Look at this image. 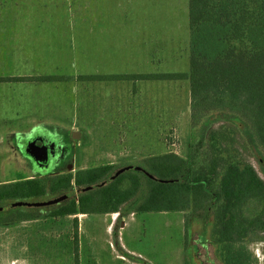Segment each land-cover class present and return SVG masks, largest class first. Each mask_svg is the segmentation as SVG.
Returning a JSON list of instances; mask_svg holds the SVG:
<instances>
[{
	"label": "rangeland",
	"instance_id": "1",
	"mask_svg": "<svg viewBox=\"0 0 264 264\" xmlns=\"http://www.w3.org/2000/svg\"><path fill=\"white\" fill-rule=\"evenodd\" d=\"M188 72V0H0V185L138 166L163 153L199 167L209 131L225 123L206 111L192 132L188 79L156 78ZM47 76L67 80H40ZM227 138L230 158L264 181L262 148L239 130ZM36 140L56 149L54 159L31 155ZM69 191L77 200L80 190ZM61 205L0 212V264H222L209 222L191 210L48 216ZM260 237L245 242L253 264H264Z\"/></svg>",
	"mask_w": 264,
	"mask_h": 264
},
{
	"label": "trees",
	"instance_id": "2",
	"mask_svg": "<svg viewBox=\"0 0 264 264\" xmlns=\"http://www.w3.org/2000/svg\"><path fill=\"white\" fill-rule=\"evenodd\" d=\"M188 30V74L156 78L188 79L192 132L206 111H218L216 118L224 121V127L208 133L205 163L195 168L175 153H163L144 157L140 170L125 171L114 179L118 169L104 166L55 179L1 184L0 206L48 192L62 194L74 185L80 190L77 200L71 198L49 217L191 210L209 222L208 243L216 246L222 264H253L245 242L264 235V181L249 163L230 158L227 137L239 130L264 153V0H188ZM209 123L205 120L202 128ZM89 186L91 190L82 191ZM73 223L77 227V217Z\"/></svg>",
	"mask_w": 264,
	"mask_h": 264
},
{
	"label": "water",
	"instance_id": "3",
	"mask_svg": "<svg viewBox=\"0 0 264 264\" xmlns=\"http://www.w3.org/2000/svg\"><path fill=\"white\" fill-rule=\"evenodd\" d=\"M77 132L73 133V137L76 138L78 137ZM38 149V150H37ZM43 149H47L46 147H38L36 145H34V141L30 142L28 144V150L30 151L31 155L34 156V158L37 161H45L46 160V151H44ZM36 150V151H35ZM141 168L139 166H125L122 167L120 169H118L112 176L111 179H114L115 177L119 176L121 173L128 171V170H140ZM148 175V174H147ZM151 179L157 180L161 183H165L168 182V180H164V179H156L151 175H148ZM92 187H85L82 189L83 192L85 191H89L91 190ZM69 196V194L66 195H62L53 199H49V200H45V201H36V202H26V201H15L12 202L10 204H8L6 206L7 209H12V208H16V207H44V206H51V205H55L63 200H65L67 197ZM4 209L3 206H0V211H2Z\"/></svg>",
	"mask_w": 264,
	"mask_h": 264
},
{
	"label": "flooded vegetation",
	"instance_id": "4",
	"mask_svg": "<svg viewBox=\"0 0 264 264\" xmlns=\"http://www.w3.org/2000/svg\"><path fill=\"white\" fill-rule=\"evenodd\" d=\"M34 145H36V146H38V147H46L47 146V143L46 142H44V141H39V140H36L35 142H34ZM38 150V149H37ZM44 151H46V157H48V161L50 162V160L51 159H54V157H55V154H56V149L54 150V149H43ZM36 151V150H35ZM66 194H69V196L65 199V200H63V201H61V202H63V203H65V202H68L70 199H71V197H72V193L69 191V189L65 192V193H62V194H57V195H59V196H62V195H66ZM58 196V197H59ZM60 203V202H59ZM4 207V206H3ZM13 209V208H12ZM5 210H10V209H7L6 208V206L4 207V209L2 210V211H5ZM2 211H0V212H2Z\"/></svg>",
	"mask_w": 264,
	"mask_h": 264
},
{
	"label": "crops",
	"instance_id": "5",
	"mask_svg": "<svg viewBox=\"0 0 264 264\" xmlns=\"http://www.w3.org/2000/svg\"><path fill=\"white\" fill-rule=\"evenodd\" d=\"M90 76L91 75H94V76H108L109 74H103V75H98V74H89ZM110 75H114V76H117V77H120V78H113L111 80H90L89 82H93V81H103V82H111V81H130V78H127L129 74H110ZM126 77V78H124ZM20 78V77H19ZM18 78V79H19ZM19 81H22V79H20ZM132 81V80H131ZM136 81V80H135ZM74 133V132H73ZM78 138V137H76Z\"/></svg>",
	"mask_w": 264,
	"mask_h": 264
}]
</instances>
